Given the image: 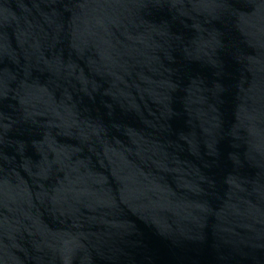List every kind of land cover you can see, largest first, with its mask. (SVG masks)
<instances>
[{"label": "water", "instance_id": "obj_1", "mask_svg": "<svg viewBox=\"0 0 264 264\" xmlns=\"http://www.w3.org/2000/svg\"><path fill=\"white\" fill-rule=\"evenodd\" d=\"M0 264H264V0H0Z\"/></svg>", "mask_w": 264, "mask_h": 264}]
</instances>
